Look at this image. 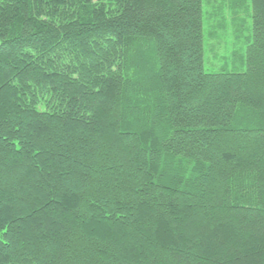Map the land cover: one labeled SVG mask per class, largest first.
<instances>
[{"label": "trees", "instance_id": "16d2710c", "mask_svg": "<svg viewBox=\"0 0 264 264\" xmlns=\"http://www.w3.org/2000/svg\"><path fill=\"white\" fill-rule=\"evenodd\" d=\"M250 3L215 74L203 0H0V264H264Z\"/></svg>", "mask_w": 264, "mask_h": 264}, {"label": "rangeland", "instance_id": "374dc122", "mask_svg": "<svg viewBox=\"0 0 264 264\" xmlns=\"http://www.w3.org/2000/svg\"><path fill=\"white\" fill-rule=\"evenodd\" d=\"M236 2L238 10L234 12L232 6ZM203 3L206 72H245L253 30L250 0H203Z\"/></svg>", "mask_w": 264, "mask_h": 264}]
</instances>
